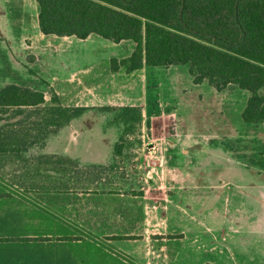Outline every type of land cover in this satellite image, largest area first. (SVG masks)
<instances>
[{
    "label": "rangeland",
    "instance_id": "obj_1",
    "mask_svg": "<svg viewBox=\"0 0 264 264\" xmlns=\"http://www.w3.org/2000/svg\"><path fill=\"white\" fill-rule=\"evenodd\" d=\"M51 39L56 43H49L47 55L17 57L0 40V86L41 90L46 105L53 93L62 105H88L73 124L77 135L71 137L68 130L50 146L67 143L87 154L83 142L113 127L123 146L121 155L102 169L83 165L86 180L164 189L154 211L180 221L190 218L194 234L200 226L206 229L209 260L236 263L232 253L246 241L253 246L255 263L264 264V120H242L249 93L235 84L218 91L206 80L195 83L188 65H144L128 73L120 66L112 71L110 59L129 56L134 48L130 40L116 44L94 34L84 40ZM126 106L138 110L124 112ZM11 114L10 109L0 110V133L28 137V122L37 117L16 125L21 116ZM56 167L69 171L62 173L64 182L75 181L70 179L76 174L72 163L42 156L37 148L28 151V182H56L57 174L50 172ZM256 217L263 218L255 225L258 235L244 237L235 222Z\"/></svg>",
    "mask_w": 264,
    "mask_h": 264
},
{
    "label": "crops",
    "instance_id": "obj_2",
    "mask_svg": "<svg viewBox=\"0 0 264 264\" xmlns=\"http://www.w3.org/2000/svg\"><path fill=\"white\" fill-rule=\"evenodd\" d=\"M38 12L36 0H0V40L11 56L47 55L49 43H56L51 38L59 36L39 30ZM75 119L35 144L41 146L28 147L27 136L0 137V264H222L208 258L206 229L200 226L194 234L190 218L180 221L154 211L164 189L84 178L83 165L102 169L121 155L123 146L119 154L114 152L120 137L113 127L83 142L87 154L67 143L51 147L68 130L71 137L77 135ZM34 148L42 156L70 160L76 173L70 179L75 181L64 182L62 173L69 171L56 167L50 169L56 182H28V151ZM261 219H239L236 228L244 237H256ZM239 246L232 253L234 264H256L251 243Z\"/></svg>",
    "mask_w": 264,
    "mask_h": 264
},
{
    "label": "trees",
    "instance_id": "obj_3",
    "mask_svg": "<svg viewBox=\"0 0 264 264\" xmlns=\"http://www.w3.org/2000/svg\"><path fill=\"white\" fill-rule=\"evenodd\" d=\"M42 34L85 39L97 35L114 43L130 40L129 56L110 59L132 72L144 65H188L195 83L206 80L218 91L229 84L247 91L241 111L248 123L264 120V0H36ZM28 122V147L79 117L86 106H64L56 93L25 85L0 86V110ZM123 107L124 112L137 111ZM137 120L139 114H133ZM2 136H11L3 135ZM122 145L116 143L119 154ZM66 162L70 160L65 159ZM210 264V263H205Z\"/></svg>",
    "mask_w": 264,
    "mask_h": 264
}]
</instances>
